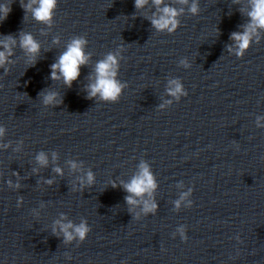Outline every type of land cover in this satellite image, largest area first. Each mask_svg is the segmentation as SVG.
Returning a JSON list of instances; mask_svg holds the SVG:
<instances>
[{
    "label": "water",
    "instance_id": "1",
    "mask_svg": "<svg viewBox=\"0 0 264 264\" xmlns=\"http://www.w3.org/2000/svg\"><path fill=\"white\" fill-rule=\"evenodd\" d=\"M0 2L12 8L0 39L16 40L0 67V264H264V31L242 59L229 51L249 0H194L195 15L193 0H164L183 9L172 34L153 27L151 2L59 0L51 25L21 0ZM25 33L40 44L34 64L19 44ZM76 37L90 61L69 88L50 78L51 65ZM109 53L126 85L116 103L87 92ZM173 79L188 93L179 102ZM47 92L56 103L44 104ZM142 161L157 182L154 214L129 205L122 187ZM190 188L192 207L177 209ZM57 221L86 222L87 240L65 242Z\"/></svg>",
    "mask_w": 264,
    "mask_h": 264
},
{
    "label": "clouds",
    "instance_id": "2",
    "mask_svg": "<svg viewBox=\"0 0 264 264\" xmlns=\"http://www.w3.org/2000/svg\"><path fill=\"white\" fill-rule=\"evenodd\" d=\"M14 2V0H13ZM149 2L154 4L158 10V15H154L151 18L153 27L158 31H167L169 34L174 33L179 27L178 16L183 9H176L164 3V0H135V7L137 9L144 8ZM181 3H187L188 0H180ZM59 0H29L28 3H23L21 0V6L25 12H30L32 18L37 22L51 25L54 20L55 11L58 8ZM249 9L247 16L249 17V23L243 26V31L233 32L231 39L234 41L233 46H229V51L234 52L238 58H243L245 53L250 50L252 43L258 42L259 33L264 31V0H249ZM193 15L198 14V5L194 2L188 9ZM11 3L0 2V23L7 20L11 13ZM16 44L15 38L6 36L0 39V67H4L9 62V57L12 53V45ZM20 47L25 50L29 56V62L34 64L36 56L40 52V44L30 33L22 34L19 41ZM87 40L83 37L73 38L70 43L66 46V50L63 51L56 63L51 65L50 78L52 80H63V83L67 87H71L81 76V69L86 67L90 61V54L86 52ZM187 66V65H185ZM119 72V59L116 54L109 53L103 60L98 61L94 67V75L90 77L91 83L87 86L88 98L95 99L99 98L101 101L108 103H116L123 95L124 88L126 85L120 82L118 79ZM169 94L175 98L177 102L181 100V97L188 95L184 89L182 83L178 79L169 81L168 87ZM43 102L45 105H51L57 102L56 93L47 92L42 93ZM167 105H171L172 101H166ZM161 105V108H164ZM264 120L262 117L257 118V126L264 127L261 121ZM5 134V129L0 127V137ZM7 145H0V147H6ZM55 159V156L53 157ZM37 162L41 166H47L48 159L45 153L41 152L37 156ZM73 169L77 168L76 163H72ZM58 174H61L59 167L55 168ZM87 184L91 185L94 182V174L89 171L86 176ZM47 183L51 184L49 180ZM85 183L81 180V185ZM11 187V181H8ZM17 184L15 187H19ZM116 187L115 184L112 185ZM122 187L129 193L125 197L129 205H137L142 203L143 209L142 214L147 215L149 213H155L157 205L152 199V195L157 189V182L155 176L151 170V166L147 162H141L137 173L132 179L123 183ZM190 188L188 192L182 193L180 200L176 202V208L179 209L182 202L187 201V206L192 207V201L188 200V197L192 194ZM145 194L148 195L149 199H143ZM141 198V199H137ZM137 220L140 219L141 213H134ZM59 231L63 233L65 242L71 243L78 240L83 243L87 240L88 235L91 231L86 222H81L78 225L72 222L62 223L56 222ZM55 231V229H54ZM180 238L183 241H187L188 237L185 234V229L182 227L179 230ZM175 234H173V238ZM239 239V238H237Z\"/></svg>",
    "mask_w": 264,
    "mask_h": 264
}]
</instances>
